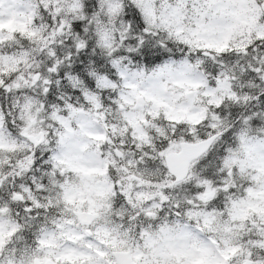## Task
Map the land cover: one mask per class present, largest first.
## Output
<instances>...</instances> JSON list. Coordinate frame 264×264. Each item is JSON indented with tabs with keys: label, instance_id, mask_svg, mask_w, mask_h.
Wrapping results in <instances>:
<instances>
[{
	"label": "snow or ice",
	"instance_id": "6c2138e0",
	"mask_svg": "<svg viewBox=\"0 0 264 264\" xmlns=\"http://www.w3.org/2000/svg\"><path fill=\"white\" fill-rule=\"evenodd\" d=\"M0 264H264V0H0Z\"/></svg>",
	"mask_w": 264,
	"mask_h": 264
}]
</instances>
